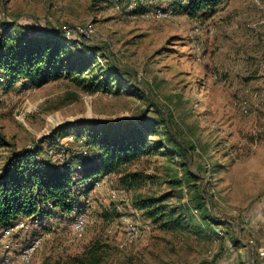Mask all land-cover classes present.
<instances>
[{
    "label": "rangeland",
    "instance_id": "374dc122",
    "mask_svg": "<svg viewBox=\"0 0 264 264\" xmlns=\"http://www.w3.org/2000/svg\"><path fill=\"white\" fill-rule=\"evenodd\" d=\"M129 1L0 0V27L12 23L23 33L20 25L32 26L60 39L64 25H91L92 38H76L100 50L99 63L77 74L82 83L0 79V174L15 153L41 148L35 157L50 158L60 127L67 135L76 122L154 124L150 152L130 166L140 174L133 187L112 174L113 196L78 172L77 209L0 231V245L12 246L11 261L0 251V264H23L19 252L36 238L42 244L29 264L82 252L96 240L106 245L104 264H264V30L256 25L264 0H222L206 16L175 0H142L139 9ZM157 9L169 16H144ZM110 69V88H85L93 76L105 83ZM163 196L162 220L136 206ZM80 214L87 220L81 236L72 228ZM122 214L140 222L139 238H127ZM168 220L177 221L173 228L162 226Z\"/></svg>",
    "mask_w": 264,
    "mask_h": 264
},
{
    "label": "trees",
    "instance_id": "16d2710c",
    "mask_svg": "<svg viewBox=\"0 0 264 264\" xmlns=\"http://www.w3.org/2000/svg\"><path fill=\"white\" fill-rule=\"evenodd\" d=\"M175 1L191 15L206 16L222 0ZM20 27L23 33L15 31L12 23L0 27V79L9 85L20 80H25L28 85H41L61 77L82 83L86 79L77 74L90 64L99 63L100 50L77 38L68 40L64 31L62 38L58 39L47 37L48 31L36 27ZM113 71L106 72L105 83L98 76L91 77L85 88L94 85L88 89L91 92L101 86L110 88V82H114L111 78ZM73 125L76 127L73 133L62 134L64 127L53 132L49 144L55 151L46 150L50 158H36L41 152L38 148L33 153H15L5 162L0 174V229L9 228L24 218L40 217L42 213L75 211L80 197L75 189L80 181L75 177L78 172L86 180L114 174L126 189L138 182L140 174L132 172L130 166L150 152L147 130L154 125L152 122L110 124L84 121ZM70 136L72 140H69ZM173 144L176 151L183 150L178 143ZM164 200V196L142 197L136 206L158 221L167 216L166 206L161 204ZM176 222L168 220L162 226L173 228ZM105 247L96 240L82 252L56 259L47 257L41 264H104Z\"/></svg>",
    "mask_w": 264,
    "mask_h": 264
},
{
    "label": "built area",
    "instance_id": "2783aa9c",
    "mask_svg": "<svg viewBox=\"0 0 264 264\" xmlns=\"http://www.w3.org/2000/svg\"><path fill=\"white\" fill-rule=\"evenodd\" d=\"M140 3H142V0H130L128 3V8L135 9ZM153 15L157 16L158 18H165L169 16V12L163 11L161 9H157L151 12V15L149 13H146L144 16L149 17ZM256 25L264 30V14L257 21ZM62 28L68 40H73L77 36H80L84 39H89L94 36V29L91 25H64ZM260 97L261 98L263 97V93L260 94ZM72 138L73 137L70 136L69 140H72ZM49 151L50 153H54L55 150L53 149V147H50ZM94 183L97 188L107 186L109 187L108 189L111 195L114 196L116 194V190L114 189L115 180L110 175H100L95 179ZM120 219L125 227L126 236L130 241L137 239L141 236L142 226L140 222H138V220L126 214H122ZM38 220L39 217H34V218L32 217V223L35 222L37 223ZM28 227L29 224L25 220H21L9 228L0 229V231L3 235H9L14 231L25 230ZM86 227H87L86 217L82 214L76 215L74 217L73 225H72L74 233L81 236L86 231ZM41 244H42V238H36L30 244L21 248L19 252V259L21 263L29 264L33 260L34 255L36 254ZM0 251L5 252L6 254V256L4 257V262L9 263L11 261V257L9 255L12 252V246L9 243H4L0 245Z\"/></svg>",
    "mask_w": 264,
    "mask_h": 264
}]
</instances>
